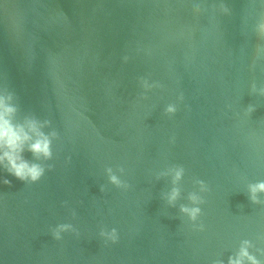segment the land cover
<instances>
[{"label":"water","instance_id":"95a60500","mask_svg":"<svg viewBox=\"0 0 264 264\" xmlns=\"http://www.w3.org/2000/svg\"><path fill=\"white\" fill-rule=\"evenodd\" d=\"M260 24L264 0H0V95L57 133L23 153L39 181L0 166V264H228L246 240L264 264Z\"/></svg>","mask_w":264,"mask_h":264},{"label":"clouds","instance_id":"9594fccd","mask_svg":"<svg viewBox=\"0 0 264 264\" xmlns=\"http://www.w3.org/2000/svg\"><path fill=\"white\" fill-rule=\"evenodd\" d=\"M259 28L264 31V24H260ZM145 87H150L147 81H143ZM264 91V89H262ZM12 93L8 95H0V166H3L9 173L14 175L17 179L26 183H35L41 179L45 174L46 169L50 170L53 165L48 164L45 167L41 163L29 161L23 155L27 150L32 153L36 160L43 158L44 160H51L53 158L52 137H55L57 133L55 131L51 133L43 132L42 125L35 119H25L24 122H16L14 117L18 109L15 105L9 103L12 99ZM175 106L169 105L166 108V112L174 113ZM45 124L49 121H45ZM109 174V181L117 187H130V185L121 181V179L113 173L111 167L105 169ZM123 171V169H121ZM183 168H177L174 171L173 183L179 181L183 176ZM4 184H11V181L5 179ZM203 186L204 182L199 181ZM252 194L251 199L253 202H257L256 193L264 192V181L257 182L249 186ZM101 191H104V187L101 186ZM180 195L179 188L173 187L170 193L167 195L169 203L174 202ZM189 199L194 205L198 204L200 197L196 193H191ZM67 203V202H65ZM181 211L186 213L192 220H196L200 214L201 209L193 206H181ZM75 216V211L72 212ZM203 225H201V228ZM72 229V225L68 223L58 224L56 230L52 232L55 239H61V232ZM79 235L78 231L76 232ZM102 236H106L109 241L116 243L119 239L118 231L116 228H112L109 232H101ZM249 241H243L239 252L235 257H229L228 264H245V261L250 264H260V261L248 251ZM222 264V262H221Z\"/></svg>","mask_w":264,"mask_h":264}]
</instances>
